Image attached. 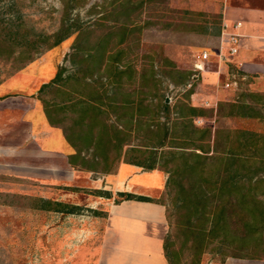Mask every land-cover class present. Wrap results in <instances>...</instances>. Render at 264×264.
Here are the masks:
<instances>
[{
    "label": "rangeland",
    "instance_id": "rangeland-1",
    "mask_svg": "<svg viewBox=\"0 0 264 264\" xmlns=\"http://www.w3.org/2000/svg\"><path fill=\"white\" fill-rule=\"evenodd\" d=\"M125 7L130 9L126 11ZM200 7L199 1L194 0H0V97L7 96L9 104H29L33 107L31 117L41 112L47 120L43 100L56 101L62 94L52 93V87L40 90L41 83L59 68L62 75L76 71L85 57L84 51L99 50L100 38L107 33L104 57L115 59L117 67L130 64L136 80L140 73L152 78L142 87L144 101L155 105L157 99L164 97L172 107L178 99L197 104L183 95L187 88L180 89L187 81L192 85L204 64L195 60L202 49L199 34L191 26L204 19L210 22L212 17H206ZM78 31L84 32L77 37ZM62 34L58 43L53 44ZM100 63L94 77L100 76L104 81V64ZM100 63L97 59V66ZM193 73L196 77L191 78ZM131 85L124 84L122 92H132L137 83ZM226 96L231 99L233 94L227 90ZM202 103L207 113L193 116L195 125L264 132V115L259 113L262 106L257 103L251 104L248 117L228 114L227 102L219 107L208 105L206 100ZM150 114L148 111L141 116L138 123L151 122ZM173 114L159 111L157 116L161 121L169 118V122ZM61 115L53 113L50 117L56 116L57 120ZM68 116L67 123L71 113ZM18 117L26 120L21 114L11 113L0 119V134H8L0 138V264H78V261L88 264L94 254L85 246L96 245L106 202L118 196L113 193V197L106 199L67 189L109 188L101 177L104 172L100 171L80 172L77 179H72V169L68 166L63 169L57 162L59 153H48L43 163L30 161L29 150L17 148L16 127L5 125L6 120L15 121ZM107 117L115 120L112 112ZM47 123L63 134L61 126L48 120ZM136 142L131 137L128 145ZM64 145L67 152L71 150L66 140ZM81 154L86 155L85 150ZM139 170L147 169L140 166ZM144 192L165 206L168 220L165 249L174 264L220 262L218 250L210 248L214 244L201 246V253L192 258L197 245L192 243L196 239L188 226L193 222L182 216L164 186L161 190ZM35 195L67 201L78 208L67 213L36 209L31 206V197ZM255 259L264 260V253Z\"/></svg>",
    "mask_w": 264,
    "mask_h": 264
},
{
    "label": "trees",
    "instance_id": "trees-1",
    "mask_svg": "<svg viewBox=\"0 0 264 264\" xmlns=\"http://www.w3.org/2000/svg\"><path fill=\"white\" fill-rule=\"evenodd\" d=\"M129 9L125 7L126 11ZM204 20L194 22L191 29L203 28L207 22ZM216 21L212 18L210 22ZM82 32L78 31L77 37ZM106 40L104 33L99 50L84 51L85 57L76 71L62 75L59 68L39 87L43 91L52 87V93L62 94L56 101L43 100V106L47 120L62 127L64 139L71 147L67 153L69 164L104 173L113 172L120 161L144 169H160L167 174V195L182 216L193 222L188 226L196 239L192 243L197 245L192 258L201 253V246L210 244H214L210 248L218 250L220 262L226 256L260 258L264 253V132L244 127L195 125L192 117L205 116V108L180 99L173 107L164 97L157 99L155 105L144 101L142 87L152 78L140 73L136 80L131 75L134 70L130 64L117 67L115 59L104 57ZM97 59L104 64V81L100 76L94 77L95 70L101 67V63L97 66ZM133 83H137L136 87ZM124 84H132L133 91L122 92ZM228 105V114L248 112L238 107L233 111V104ZM148 111L151 122L138 123ZM159 111L174 114L169 122V118L161 121L157 116ZM108 112L114 113L115 120L107 119ZM53 113L62 115L56 120V116L50 117ZM69 113L71 118L67 123ZM124 114L127 116L122 118ZM131 137L137 139L136 144L128 145ZM83 150L86 155L81 154ZM67 189L110 197L107 190L96 187ZM116 194L118 198H113L114 202L147 199L126 190ZM31 206L61 213L78 208L76 204L39 195L31 197ZM165 248L164 241V254L169 264H174Z\"/></svg>",
    "mask_w": 264,
    "mask_h": 264
},
{
    "label": "crops",
    "instance_id": "crops-1",
    "mask_svg": "<svg viewBox=\"0 0 264 264\" xmlns=\"http://www.w3.org/2000/svg\"><path fill=\"white\" fill-rule=\"evenodd\" d=\"M194 1H199L200 10L206 17L216 18L217 21H207L203 28L194 31L199 34V47L207 51L208 55L202 60L204 64L201 65L199 77L188 87L185 97L199 104L191 103L195 106H204L203 100L208 105L218 107L226 102L232 103L233 111L236 107L248 111L246 115L236 113L245 117L251 114V104L257 103L262 106L259 107L262 113H259L264 115V0ZM235 21H239V24L233 28L231 25ZM232 29L239 34V44L231 54L227 50L224 32ZM230 73L237 75L236 85L225 87L223 82ZM227 90L233 94L231 99L226 96ZM32 108L29 104H9L7 96L0 98V119L8 117L10 113L21 114L26 119L18 117L15 121L5 122L6 126H14L18 131L15 137L18 140L17 148L28 149V159L40 163L47 159L48 153H59L57 162L63 169L67 166L72 169V179H77L80 172H88L74 169L69 164L67 153L70 151L65 150L62 132L49 125L41 112L31 117ZM6 135L0 134V138ZM139 168V165L120 161L113 172L101 174L109 188L102 189L107 190L110 197L117 191L126 190L147 199L126 198L117 202L112 199L106 202L102 230L96 245L85 246L94 254L89 259L90 264H169L164 254L168 228L165 206L144 192L165 187L167 174L157 168L143 171ZM97 196L110 199L103 195ZM204 264H264V260L226 256L222 262Z\"/></svg>",
    "mask_w": 264,
    "mask_h": 264
},
{
    "label": "built area",
    "instance_id": "built-area-1",
    "mask_svg": "<svg viewBox=\"0 0 264 264\" xmlns=\"http://www.w3.org/2000/svg\"><path fill=\"white\" fill-rule=\"evenodd\" d=\"M239 24V21H235L231 26L233 28H236V26ZM225 38L227 41V50L229 53H234L237 50L238 44H239V34L235 30H227L224 32ZM208 55V52L205 50H202L200 54L196 56V60L198 63H201L203 59H205ZM196 77V74L193 73L191 78ZM237 82V75L235 73H230L227 77V80L223 82V86H235ZM191 85V81H187L185 83V86L182 87L180 90H184L185 88H188Z\"/></svg>",
    "mask_w": 264,
    "mask_h": 264
}]
</instances>
